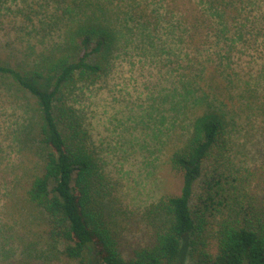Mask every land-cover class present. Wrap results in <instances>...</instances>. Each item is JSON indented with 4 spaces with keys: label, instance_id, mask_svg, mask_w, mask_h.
<instances>
[{
    "label": "rangeland",
    "instance_id": "rangeland-1",
    "mask_svg": "<svg viewBox=\"0 0 264 264\" xmlns=\"http://www.w3.org/2000/svg\"><path fill=\"white\" fill-rule=\"evenodd\" d=\"M77 3L0 0V60L27 64L55 51L62 42V27L72 16L93 14L91 6L80 8ZM105 4L108 11L99 15L116 32L113 54L102 76L93 84L78 85L69 101L101 163L105 210L121 235L133 242L151 228V206L180 192L182 180L171 170L169 154L187 139L191 116L200 105L224 115L234 167L260 162L264 0H246L228 22L224 37L235 38V43L217 41L221 16L198 0ZM147 4L158 19L156 26L136 14ZM195 17L206 20L193 32L195 44L189 47L182 30ZM33 108L28 94L0 86V264L27 259L35 264L54 252L43 231V212L25 195L41 163L34 138L25 131ZM89 264H100L92 253ZM177 264H194L185 247Z\"/></svg>",
    "mask_w": 264,
    "mask_h": 264
},
{
    "label": "trees",
    "instance_id": "trees-1",
    "mask_svg": "<svg viewBox=\"0 0 264 264\" xmlns=\"http://www.w3.org/2000/svg\"><path fill=\"white\" fill-rule=\"evenodd\" d=\"M105 1L82 5L85 0H78L80 8L91 6L93 14L72 16L55 51L27 64L0 60V86L28 94L34 105L25 131L32 134L41 163L25 195L43 212V231L54 250L35 264H89L91 253L100 264H177L184 247L194 264H264V149L259 163L234 167L225 117L207 104L193 113L187 139L169 154L181 189L151 206L145 237L130 242L107 214L101 163L69 101L78 85L102 76L113 54L116 32L99 15L108 11ZM198 3L221 16L217 41L235 43L224 36L246 0ZM152 9L139 6L136 14L156 26ZM205 20L195 17L188 26L193 31L182 30L186 46L195 44L193 32Z\"/></svg>",
    "mask_w": 264,
    "mask_h": 264
}]
</instances>
